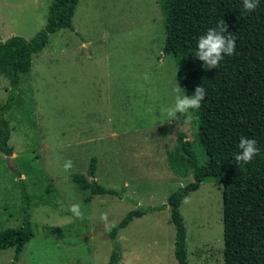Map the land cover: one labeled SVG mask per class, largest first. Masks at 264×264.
Segmentation results:
<instances>
[{
    "label": "rangeland",
    "instance_id": "1",
    "mask_svg": "<svg viewBox=\"0 0 264 264\" xmlns=\"http://www.w3.org/2000/svg\"><path fill=\"white\" fill-rule=\"evenodd\" d=\"M50 2L0 0V41L32 37L44 27ZM72 25L52 33L33 54L5 114L12 154L0 152V229L20 223L22 179L33 235L17 264H107L114 251L107 231L128 211L149 206L158 209L119 229L117 264H177L166 200L193 180L177 134L191 142L198 164L206 155L196 117L189 112L172 119L166 112L185 94L175 59L162 51L158 1L79 0ZM9 90L1 76L0 105ZM91 157L94 180L123 198L96 194L85 200L89 191L71 175L88 176ZM67 160L73 163L69 170ZM221 190L209 177L181 201L188 264L224 263ZM76 203L83 220L69 211ZM13 254V247L0 250V264H11Z\"/></svg>",
    "mask_w": 264,
    "mask_h": 264
},
{
    "label": "trees",
    "instance_id": "2",
    "mask_svg": "<svg viewBox=\"0 0 264 264\" xmlns=\"http://www.w3.org/2000/svg\"><path fill=\"white\" fill-rule=\"evenodd\" d=\"M79 0H51L45 25L29 39L11 35L0 41V77L8 80L10 90L0 105V152L10 156V129L6 112L12 107L20 75L28 73L33 54L47 44L49 36L63 28L73 29L72 17ZM164 15L163 53L170 54L180 69L184 94L191 96L197 86L206 90L201 107L190 110L197 119V138L206 160L198 164L191 142L183 133L182 157L187 161L193 180L177 187L167 196L170 219L174 226L173 254L177 264H188L186 229L180 212L181 201L206 178L222 185L223 264H264V0L254 12L243 9L242 0H157ZM224 20L227 32L236 37L235 54L224 56L216 69H204L195 58L196 42L209 28ZM241 137L257 141L260 154L251 163H237ZM96 158L91 157L88 176L73 173L72 180L92 195L114 194L115 188L94 180ZM16 176L18 173L15 172ZM20 223L0 229V250L14 248L11 264H17L26 243L33 235L30 195L19 179ZM158 207L132 209L107 231L114 251L107 264L121 258L115 237L134 217Z\"/></svg>",
    "mask_w": 264,
    "mask_h": 264
},
{
    "label": "clouds",
    "instance_id": "3",
    "mask_svg": "<svg viewBox=\"0 0 264 264\" xmlns=\"http://www.w3.org/2000/svg\"><path fill=\"white\" fill-rule=\"evenodd\" d=\"M242 4L243 9L246 12H254L258 8L260 0H242ZM235 42L236 37L232 35V33L227 32V25L224 20H221L217 23L215 28H209L205 34L198 37L195 58L203 62L201 67L204 69H216L224 59L225 55L232 56L235 54ZM143 79H149L147 73L144 74ZM180 90L181 88L179 87H176L175 89L177 93H179ZM205 95L206 90L201 86H197L191 96L177 95L174 104L166 109L168 117L179 119L177 113L185 116L189 114L190 110L199 109ZM238 148L240 151L234 156V160L237 163H251L253 158L260 154V150L257 147V141L252 138L241 137L238 143ZM72 167L73 163L71 160L65 161V170H69ZM180 187H184V185L181 184ZM69 211L76 219H84L80 204H72ZM100 219L101 221H106L107 213H101Z\"/></svg>",
    "mask_w": 264,
    "mask_h": 264
}]
</instances>
